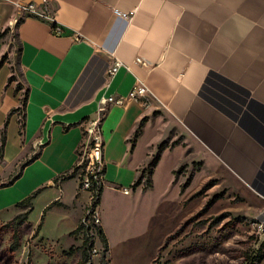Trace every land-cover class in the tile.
<instances>
[{
  "label": "crops",
  "instance_id": "crops-1",
  "mask_svg": "<svg viewBox=\"0 0 264 264\" xmlns=\"http://www.w3.org/2000/svg\"><path fill=\"white\" fill-rule=\"evenodd\" d=\"M18 2L39 11L47 3L48 17L22 13ZM13 28L18 56L1 36ZM4 55L1 217L14 216L33 195L36 206L46 198L42 212L74 208L76 228L90 192L71 172L85 131L103 112L102 203L107 191L131 198L144 190L133 187L146 156L132 136L154 110L172 116L233 182L264 199V0H0V60ZM115 57L121 65L109 74ZM13 73L29 90L22 132L19 112L10 114L24 96L9 81ZM138 82L148 96L107 102Z\"/></svg>",
  "mask_w": 264,
  "mask_h": 264
},
{
  "label": "rangeland",
  "instance_id": "rangeland-1",
  "mask_svg": "<svg viewBox=\"0 0 264 264\" xmlns=\"http://www.w3.org/2000/svg\"><path fill=\"white\" fill-rule=\"evenodd\" d=\"M5 38L16 53L15 28L9 29ZM16 60L14 56L13 70L19 73ZM20 83L23 95L25 87ZM139 125L132 140L140 137L138 152L146 161L135 187L142 185L144 190L131 198L123 194L115 197L107 191L103 203L96 201L100 222L90 218L88 229L84 226L88 235L93 234L97 249L88 252L87 264H264V199L233 182L217 161L188 139L172 116L154 110ZM92 141L93 135L86 130L78 165L71 172L79 184L87 164L83 146ZM23 162L18 161L13 173ZM45 199L37 201V206L33 203L24 222L19 223L16 216L25 214V205L12 217L0 216V264L78 262L83 237L72 231L77 211L56 206L42 212L41 201ZM93 201L90 193L78 224ZM93 222L104 231L107 250ZM18 225L16 243L14 230ZM69 238L75 241L69 244Z\"/></svg>",
  "mask_w": 264,
  "mask_h": 264
},
{
  "label": "built area",
  "instance_id": "built-area-1",
  "mask_svg": "<svg viewBox=\"0 0 264 264\" xmlns=\"http://www.w3.org/2000/svg\"><path fill=\"white\" fill-rule=\"evenodd\" d=\"M17 7L20 12H26V13H32L39 17H48L47 12V3H45V6L42 10H36V5L33 3H25V2H18ZM125 16H128V14H124ZM54 30L56 33H61V28L59 26H55ZM121 65V62L119 59L115 57L114 63L109 69V74H114L118 67ZM148 87L142 83L138 82L133 89L129 92L127 96H118V97H109L107 99V102H114L116 104H123L129 99H140L142 97L148 96ZM100 120V117L98 119H95L91 122V126L87 129L88 133L90 135H93V141L92 142H86L84 147V153L87 159V164L85 167V171L83 172L81 181H80V188L83 190H87L91 193V199H94L91 206L88 207L87 213L84 215L82 219V223L85 226L86 221L90 220V218H93L94 221L100 222V218L98 216V208L99 205L95 204L97 201V197H94L95 191L93 190L94 184H102L103 183V175L101 173L102 167H103V139L101 137L100 133V126H98V122ZM78 164H76L77 166ZM125 193L129 192V189H124ZM96 223L93 222L92 225H95ZM88 224L86 225V229H88ZM93 235V234H92ZM92 235H90L92 237ZM93 252H96V248L93 246L92 249Z\"/></svg>",
  "mask_w": 264,
  "mask_h": 264
},
{
  "label": "trees",
  "instance_id": "trees-1",
  "mask_svg": "<svg viewBox=\"0 0 264 264\" xmlns=\"http://www.w3.org/2000/svg\"><path fill=\"white\" fill-rule=\"evenodd\" d=\"M8 31V29H5L1 36L5 35L6 32ZM20 47L18 46V49H17V52H16V56H18L19 52H20ZM7 59V56L4 55L1 60H0V66L4 63V61ZM20 75V74H18ZM13 80H16V75L13 73L11 74V76L9 77V81H13ZM17 84H16V91L18 90H21L22 88V84L20 83L19 80H17ZM28 96H29V90L26 89V91L24 92V96L22 97L21 99V104L18 108H15L13 109L11 113L15 112V111H18L19 114H20V131L22 132L24 127H25V107H26V104H27V101H28ZM105 112L102 113V115L100 116V120L98 122V126H100L101 124V121L103 119V116H104ZM7 124V122H6ZM6 124H5V127L3 128L2 130V137H1V143H0V156L3 155V150H4V147H5V141H6V133H5V128H6ZM68 126H66L65 128H67ZM140 127V125H139ZM136 134L138 133V130L136 129ZM86 134V131L84 133V135ZM156 161V158L154 159V161L151 162L150 165H153ZM22 167V166H21ZM77 166L75 165L74 168H76ZM105 172V165L102 167V170H101V173L102 175L104 174ZM20 173V172H19ZM71 175H74L73 173H71ZM65 176V175H63ZM140 179V178H139ZM138 179V180H139ZM138 180L135 182V184L133 185V187L136 186V184L138 183ZM12 181V180H10ZM1 185H5L4 183L1 184L0 183V186ZM103 189H104V184H94L93 186V190L95 191V195L97 197V203H99L100 199H101V195H102V192H103ZM33 195L32 196H29L27 197L26 199L22 200L21 202H19L17 204V206H26V212L25 214L21 215V214H18L16 217L20 220H19V223L21 222H24L25 220H27V216L29 214V212L33 209V204L31 202V199H32ZM96 203V204H97ZM16 218V219H17ZM41 225L38 226V229L40 228ZM96 230H97V233H98V236L100 237V239L102 240L103 242V246H104V249L107 250L108 249V240H107V237L104 233V231L102 230V228L100 226H93ZM74 231H78L79 233H82V237H83V243L80 247L82 253H81V257L80 259L78 260V262L76 264H87V262L89 261L90 257H89V251L92 249L93 247V238L88 235V232L84 231V225L83 223H79L75 230ZM14 240L16 241V243H18V240H19V225L16 226L15 230H14Z\"/></svg>",
  "mask_w": 264,
  "mask_h": 264
}]
</instances>
